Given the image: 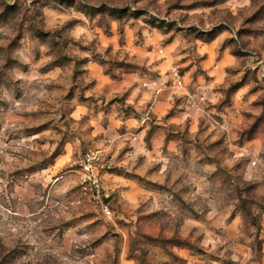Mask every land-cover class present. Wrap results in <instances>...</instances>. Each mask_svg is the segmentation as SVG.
<instances>
[{"label":"clouds","instance_id":"obj_1","mask_svg":"<svg viewBox=\"0 0 264 264\" xmlns=\"http://www.w3.org/2000/svg\"><path fill=\"white\" fill-rule=\"evenodd\" d=\"M0 264H264V0H0Z\"/></svg>","mask_w":264,"mask_h":264}]
</instances>
